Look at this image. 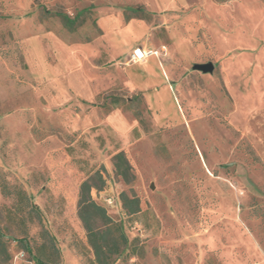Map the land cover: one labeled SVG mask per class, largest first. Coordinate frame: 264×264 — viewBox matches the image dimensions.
I'll list each match as a JSON object with an SVG mask.
<instances>
[{
    "label": "rangeland",
    "instance_id": "rangeland-1",
    "mask_svg": "<svg viewBox=\"0 0 264 264\" xmlns=\"http://www.w3.org/2000/svg\"><path fill=\"white\" fill-rule=\"evenodd\" d=\"M96 171L129 239L114 264H264V0H0L5 264H97Z\"/></svg>",
    "mask_w": 264,
    "mask_h": 264
},
{
    "label": "trees",
    "instance_id": "trees-1",
    "mask_svg": "<svg viewBox=\"0 0 264 264\" xmlns=\"http://www.w3.org/2000/svg\"><path fill=\"white\" fill-rule=\"evenodd\" d=\"M66 20L72 22L67 16ZM114 167L116 174L121 176L125 182L133 180L132 167L124 152L114 155ZM105 185V179L100 171H96L85 179L79 189V217L87 232L88 242L93 249L97 264H114L128 248L129 239L121 222L114 220L106 208L98 204L92 197V190H101ZM123 209L128 214L140 211L138 198H129L126 193L121 194ZM3 233L0 230V264L9 260ZM41 264H48L41 262ZM54 264H61L55 262Z\"/></svg>",
    "mask_w": 264,
    "mask_h": 264
},
{
    "label": "built area",
    "instance_id": "built-area-1",
    "mask_svg": "<svg viewBox=\"0 0 264 264\" xmlns=\"http://www.w3.org/2000/svg\"><path fill=\"white\" fill-rule=\"evenodd\" d=\"M152 53L156 54L157 52L156 51H148L145 48L137 47L132 51L130 60L133 62H142V61H145L146 58Z\"/></svg>",
    "mask_w": 264,
    "mask_h": 264
},
{
    "label": "water",
    "instance_id": "water-1",
    "mask_svg": "<svg viewBox=\"0 0 264 264\" xmlns=\"http://www.w3.org/2000/svg\"><path fill=\"white\" fill-rule=\"evenodd\" d=\"M195 70L202 71L204 73L213 72L214 70V64L212 62L208 63H197L193 66Z\"/></svg>",
    "mask_w": 264,
    "mask_h": 264
},
{
    "label": "crops",
    "instance_id": "crops-1",
    "mask_svg": "<svg viewBox=\"0 0 264 264\" xmlns=\"http://www.w3.org/2000/svg\"><path fill=\"white\" fill-rule=\"evenodd\" d=\"M147 50H148V49H147ZM148 51H153V50H148ZM156 56H157L156 54L152 53V54H150V55L146 58V60H145V61H147V60L150 59V60H151V61H150V65L156 63V64H155V67H150V69L152 68L151 70H154V69L156 68V66H157V59L155 58ZM138 67H139V66H138ZM139 68H140V67H139Z\"/></svg>",
    "mask_w": 264,
    "mask_h": 264
}]
</instances>
